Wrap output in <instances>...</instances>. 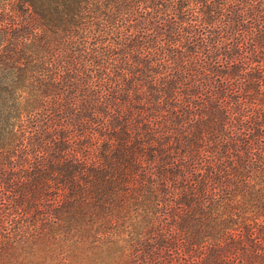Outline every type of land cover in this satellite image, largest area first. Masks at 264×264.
Returning a JSON list of instances; mask_svg holds the SVG:
<instances>
[{"label": "trees", "instance_id": "1", "mask_svg": "<svg viewBox=\"0 0 264 264\" xmlns=\"http://www.w3.org/2000/svg\"><path fill=\"white\" fill-rule=\"evenodd\" d=\"M0 264H264V0H0Z\"/></svg>", "mask_w": 264, "mask_h": 264}]
</instances>
